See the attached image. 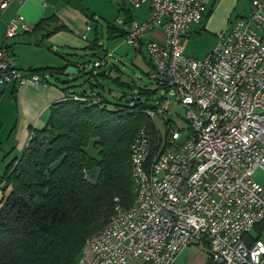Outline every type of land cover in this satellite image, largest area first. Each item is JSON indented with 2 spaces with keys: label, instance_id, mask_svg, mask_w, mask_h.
<instances>
[{
  "label": "built area",
  "instance_id": "built-area-1",
  "mask_svg": "<svg viewBox=\"0 0 264 264\" xmlns=\"http://www.w3.org/2000/svg\"><path fill=\"white\" fill-rule=\"evenodd\" d=\"M26 1L0 0V13ZM127 2L150 8L148 19L126 24L127 43L137 46L145 34L164 28L163 43L144 45L150 78L178 96L188 133L167 113L171 99L146 111L155 134L141 127L130 145L136 200L125 207L115 199L110 221L87 238L79 264H176L177 255L200 242L209 245L207 264H264V188L252 175L264 170V0H253L249 14L220 34L204 59L188 56L184 40L210 0ZM7 26L5 45L33 30L22 13ZM17 62L11 48L0 49V84L44 82Z\"/></svg>",
  "mask_w": 264,
  "mask_h": 264
},
{
  "label": "trees",
  "instance_id": "trees-1",
  "mask_svg": "<svg viewBox=\"0 0 264 264\" xmlns=\"http://www.w3.org/2000/svg\"><path fill=\"white\" fill-rule=\"evenodd\" d=\"M52 20L44 19L31 32H43ZM6 45L13 51V44ZM87 49L93 68L86 72V63L68 57L59 68L20 67L46 79L47 74H63L74 66L86 79L83 85L89 86L84 91L64 87L66 94L76 93L86 100L65 96L55 102L48 125L33 130L23 155L6 168L0 181L5 194L0 208V264H79L87 238L110 221L115 199L125 207L136 200L131 139L141 127L155 134L146 111L157 105L149 101L160 87L151 89L124 74L117 62L109 63L99 36ZM98 60L102 64L95 67ZM148 64L153 66L150 60ZM115 89L123 91L118 99L134 103L112 102ZM91 143L98 156L88 154ZM255 234L260 236L261 229ZM255 234L249 236L251 242Z\"/></svg>",
  "mask_w": 264,
  "mask_h": 264
},
{
  "label": "crops",
  "instance_id": "crops-1",
  "mask_svg": "<svg viewBox=\"0 0 264 264\" xmlns=\"http://www.w3.org/2000/svg\"><path fill=\"white\" fill-rule=\"evenodd\" d=\"M252 1L210 0L202 21L191 26L188 35L185 37V44L194 34L202 35L203 32H210L214 36L211 49L214 48L220 34L227 32L237 18L249 14ZM18 13L24 14L28 24L33 28L46 18H53V20L43 32H25L18 35L21 41L16 44L22 45L19 48L21 55H18L16 44H13V51L18 60L17 66L22 68H46V66L59 68L66 65L65 57L79 62L80 52L90 54L91 50H88L87 47L99 36V29H101L99 34L103 33L104 24L107 26L108 33L106 36H108L109 42L108 46H105L100 39V43L104 49H107L109 59L113 53H122L118 46L127 43L125 37H121V34L126 31V24L130 19L140 22L148 19L150 8L143 4L133 9L127 0H29L25 3L12 2L7 9L0 13V35L4 34L8 27L7 24ZM62 25L65 27L55 31L57 26ZM88 26L91 27L89 30ZM163 31V27H157L145 34L137 46H132L137 52L142 51L146 41L164 40ZM125 52L124 57L128 54L127 51ZM55 54L59 58V60L57 59L59 63H54ZM187 55L193 56L188 53ZM148 58L147 54V62L149 61ZM150 69L148 74L151 75L153 66ZM68 71L55 76L47 74L42 84L11 82L13 84L10 91L11 100L7 98L5 103H3L4 100L0 102V181L10 163L16 157L23 155L33 136V130L48 125L54 103L65 98L66 90L59 83L60 80L66 79H61L59 76L68 74ZM50 77H55L59 83L51 81ZM3 184L0 182V208L5 195ZM208 254L209 249L204 243H192L184 252L177 255L176 264H207ZM129 264H143V262L140 259H133Z\"/></svg>",
  "mask_w": 264,
  "mask_h": 264
},
{
  "label": "rangeland",
  "instance_id": "rangeland-1",
  "mask_svg": "<svg viewBox=\"0 0 264 264\" xmlns=\"http://www.w3.org/2000/svg\"><path fill=\"white\" fill-rule=\"evenodd\" d=\"M101 29H99V33H100ZM99 37L102 41V43L105 44V46H108V36H106L107 32V26L106 24H104V29H103V33L99 34ZM7 34V28L4 31L3 35H0V47L2 45H4V40H5V36ZM213 34H211L210 32H203L202 35L200 34H194L185 44L186 48H187V53L189 55H193L197 58H201L204 59L205 56H207V54L210 52V49L212 47L211 43H212V39H213ZM8 44H16L18 42L21 41L20 36L14 37V38H8L6 39ZM159 41L160 43H163L164 40H156ZM119 42V41H118ZM121 43V42H120ZM21 44H16V52H18V55H21L19 52V48H21ZM122 53H113V56L108 59V62L112 63V62H117L120 67L121 70L123 71L124 74H128L130 75L132 78H134L137 82H142L143 84L147 85L149 88L154 89L156 88V83L155 81L149 78L148 72L151 71L150 66L148 65V62L146 61L147 58V52L145 50V48H143L142 51H136L135 48L129 43H124L122 46H118ZM212 50V49H211ZM128 52V54L124 57V55L126 54V52ZM114 52V51H112ZM122 54V55H121ZM80 61L81 63H86L85 66V72L89 71L93 68V57H91L88 53H84V52H80ZM58 56L55 54V61L54 63H59L58 62ZM59 77H61V79H66V80H60V83L57 81V79L55 77H50L51 81H54L55 83L58 82L59 85L61 84L64 87H72V89L74 88L77 91H84L88 88L89 84L86 83L83 85V81L86 80L81 73H79L78 71L72 72L70 73L68 71V74L65 75H60ZM126 79V77H125ZM13 84H7V86L3 85L2 87L4 88L5 92H4V96L2 98L3 103H5L7 101V98L11 100V89H12ZM116 90V95L110 97L111 101H119L122 102L123 104H133L134 101H122L120 99H118L120 97V94L123 93L122 89H115ZM178 96L172 95V91H167V90H162V89H158L157 93L153 96V98L150 99V103L153 104H158L162 99H171V104L169 106V110H168V114H170L171 116H173L174 122L173 124L177 126V128L182 129L184 131V136L187 135V131H185V129H187L188 125H187V121L185 119L186 117V112H185V108L182 107L181 105H179L177 103ZM1 101V102H2ZM2 103V104H3ZM163 121L161 120V118L157 117V126L160 127L163 135H165L166 132V128L163 125ZM88 154L93 155V156H98L97 155V150L93 147V144L91 143L89 148H88ZM96 173H99V168H97ZM253 177L257 180V182L264 188V170H256L254 173H252Z\"/></svg>",
  "mask_w": 264,
  "mask_h": 264
},
{
  "label": "water",
  "instance_id": "water-1",
  "mask_svg": "<svg viewBox=\"0 0 264 264\" xmlns=\"http://www.w3.org/2000/svg\"><path fill=\"white\" fill-rule=\"evenodd\" d=\"M77 70H78V69H77L76 67H74V66L69 67V72H70V73L75 72V71H77Z\"/></svg>",
  "mask_w": 264,
  "mask_h": 264
}]
</instances>
